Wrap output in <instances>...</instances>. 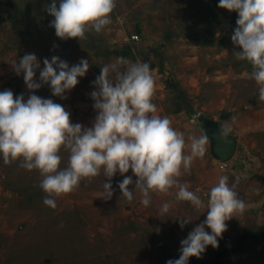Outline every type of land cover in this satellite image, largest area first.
<instances>
[{"label": "rangeland", "instance_id": "374dc122", "mask_svg": "<svg viewBox=\"0 0 264 264\" xmlns=\"http://www.w3.org/2000/svg\"><path fill=\"white\" fill-rule=\"evenodd\" d=\"M51 3L52 0H49ZM57 6L59 0H56ZM111 23L101 33L89 31L87 39H61L50 27L54 20L27 11L26 0L0 2V91L15 96L30 94L12 63L25 54L43 60L57 56L69 64L88 60L89 69L78 84L65 93L67 99L53 96L44 84L34 93L52 99L70 113V121L91 127L97 115L90 93L101 67L118 57L148 62L155 80L152 102L156 115L167 116L172 126L184 133V152L190 154L189 137L207 135L213 125L228 126L227 135L236 138L232 157L225 162L211 152L212 141L202 158H196L190 174L181 169L178 178L204 201L196 210L190 202L175 201L169 193H151V203H140L132 170L117 172L110 181L103 172L78 188L56 198V208L45 206L46 195L39 187L37 170L19 167V161L5 165L0 157V264H167L178 259L181 241L207 216V193L221 175L231 186L240 176L235 191L246 208L235 214L218 247H206L200 258L189 257L187 264H212L210 256L239 242L243 232H257L264 225V102L258 100V85L247 78L248 62L233 55L231 36L238 13L220 8L221 17L214 34L208 32L211 20H203L198 10L202 0H115ZM11 15L13 17H11ZM137 34L135 41L131 35ZM212 38V45H204ZM238 50V49H237ZM243 62V63H240ZM39 82V70L34 77ZM60 168L67 166L68 152L61 149ZM131 176L129 191L133 200L122 197L118 183ZM110 182L114 194L100 198L103 183ZM171 203L169 212L160 208ZM192 221L180 227V219ZM158 230V231H157ZM207 232H211L207 227ZM245 250L224 256V264H264V240L247 241Z\"/></svg>", "mask_w": 264, "mask_h": 264}, {"label": "clouds", "instance_id": "9594fccd", "mask_svg": "<svg viewBox=\"0 0 264 264\" xmlns=\"http://www.w3.org/2000/svg\"><path fill=\"white\" fill-rule=\"evenodd\" d=\"M115 7V0H59L58 6L52 0L45 10L54 17L50 27L57 37L83 40L87 32L99 34L111 23ZM218 7L238 13L231 36L233 55L251 65L247 78L259 86L258 100L264 102V0H219ZM11 65L17 75L23 73L30 94L25 100L23 94L14 98L11 90L0 91V157L5 165L19 161V167L39 172L45 206L55 209L56 198L74 191L82 179L91 180L102 171L110 181L117 172L123 175L131 169L137 177L135 189L142 194L140 203L145 207L151 203V193H169L171 189H175L173 203L190 202L196 210L205 207L201 197L178 178L181 169L190 174L193 161L205 155L209 137H189L190 154H185L184 133L176 130L167 116L155 114V80L148 62L118 57L101 67L90 93L97 113L91 127L73 124L63 105L32 94L49 84L53 96L67 99L65 93L87 73L88 60L81 59L69 67L53 56L51 62L43 60L41 69L36 55L25 54L19 63L15 60ZM37 70L39 82L34 80ZM220 129L221 138L231 130L228 126ZM62 148L68 152L63 169L59 155ZM240 179L236 176L230 186L226 175L219 177L207 193L206 219L181 241L179 258L167 264H187L189 257L200 258L207 246H219L217 238L227 229L225 221L246 208L234 190ZM132 183L131 176L118 183L122 197L129 202L133 200V192L129 191ZM113 194L112 184L104 181L100 198L110 200ZM170 207L171 203L165 202L161 215ZM191 221L180 219V227L183 229Z\"/></svg>", "mask_w": 264, "mask_h": 264}, {"label": "trees", "instance_id": "16d2710c", "mask_svg": "<svg viewBox=\"0 0 264 264\" xmlns=\"http://www.w3.org/2000/svg\"><path fill=\"white\" fill-rule=\"evenodd\" d=\"M1 1L3 0H0V2ZM26 2L28 3L27 11H30L31 13H35L36 19L40 18V16H45V17L50 16L48 12L45 10L46 6L50 4L49 0H26ZM202 2L203 3L200 7V10H198V14H200L201 18L205 21L211 20L209 23L210 25L208 28V32L212 37L215 31V26L221 21V17L219 16L216 17V13L220 9V7H218L219 0H202ZM11 17L13 16L11 15ZM203 43L204 45L207 46L212 45V38H210V40H205ZM247 69L248 72L252 70L250 64H248ZM262 240H264V225L260 226L257 232H252V231L243 232L239 237V242L237 244H233L229 248H224L222 251L213 250V253L210 256V261L212 262V264H224L222 262V258H224V256L226 255H230L232 253H237L239 251L245 250L248 245L247 241H251L252 244H256L258 242H261Z\"/></svg>", "mask_w": 264, "mask_h": 264}, {"label": "water", "instance_id": "95a60500", "mask_svg": "<svg viewBox=\"0 0 264 264\" xmlns=\"http://www.w3.org/2000/svg\"><path fill=\"white\" fill-rule=\"evenodd\" d=\"M221 127L213 125L207 129V136L212 141L211 152L220 161H228L235 150L236 138L227 135L221 138Z\"/></svg>", "mask_w": 264, "mask_h": 264}, {"label": "built area", "instance_id": "2783aa9c", "mask_svg": "<svg viewBox=\"0 0 264 264\" xmlns=\"http://www.w3.org/2000/svg\"><path fill=\"white\" fill-rule=\"evenodd\" d=\"M137 38H138V35H137V34H132V35H131V40H132V41L137 40Z\"/></svg>", "mask_w": 264, "mask_h": 264}]
</instances>
